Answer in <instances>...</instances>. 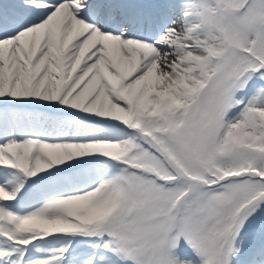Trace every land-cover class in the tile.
Listing matches in <instances>:
<instances>
[{
	"label": "snow or ice",
	"instance_id": "snow-or-ice-1",
	"mask_svg": "<svg viewBox=\"0 0 264 264\" xmlns=\"http://www.w3.org/2000/svg\"><path fill=\"white\" fill-rule=\"evenodd\" d=\"M0 264H264V0H0Z\"/></svg>",
	"mask_w": 264,
	"mask_h": 264
}]
</instances>
